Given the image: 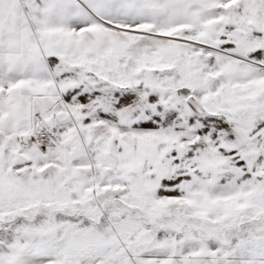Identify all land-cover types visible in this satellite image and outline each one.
<instances>
[{
  "label": "snow or ice",
  "instance_id": "1",
  "mask_svg": "<svg viewBox=\"0 0 264 264\" xmlns=\"http://www.w3.org/2000/svg\"><path fill=\"white\" fill-rule=\"evenodd\" d=\"M0 264H264V0H0Z\"/></svg>",
  "mask_w": 264,
  "mask_h": 264
}]
</instances>
